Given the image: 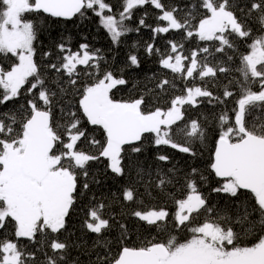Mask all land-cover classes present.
<instances>
[{"label":"snow or ice","instance_id":"snow-or-ice-1","mask_svg":"<svg viewBox=\"0 0 264 264\" xmlns=\"http://www.w3.org/2000/svg\"><path fill=\"white\" fill-rule=\"evenodd\" d=\"M146 6L166 24L142 12L128 26ZM114 11L106 0H0V264H264V0H122ZM92 15L111 59L67 37L44 49L49 23ZM142 28L152 39L116 66L114 50ZM141 50L157 67L143 88L125 76ZM108 179L116 191L101 190ZM146 198L160 202L142 211ZM181 231L189 238L170 234Z\"/></svg>","mask_w":264,"mask_h":264},{"label":"trees","instance_id":"trees-1","mask_svg":"<svg viewBox=\"0 0 264 264\" xmlns=\"http://www.w3.org/2000/svg\"><path fill=\"white\" fill-rule=\"evenodd\" d=\"M110 5L113 6L115 9L114 15L119 14V9L122 6V0H106ZM175 3H185L186 0H174ZM157 10H154L151 6H146L145 8L137 9L135 10V14L133 15V18L131 21L128 22V26L135 27L137 26V21L139 18H141L142 12H147V23L149 25L153 26H163L166 24V22L158 21L155 18V13ZM91 15V14H90ZM163 35V34H161ZM152 32L150 30L141 29L139 34L131 33L123 38V45L119 47L118 55L116 56V66H120L126 62V54L131 50L130 46L133 41H139L141 45H144L145 42L150 41L152 39ZM62 37H67L68 39L72 40V48L76 49L79 44L82 43H88L92 49H102L104 54L108 56L109 59L112 58L113 52H110L109 49L113 48L112 42L109 38V35L107 32L98 24V18L94 15L91 16L90 20H84L83 18H80L76 23H71L68 25H65L63 23H57L52 24L49 23L47 26V29L45 30L43 34V47L45 50L48 48L53 47V44L56 42H59ZM86 37V39H84ZM156 43L158 46H163V40L157 39ZM190 46V45H189ZM140 56L142 59V66L138 70H134L133 73H125V76L128 77L131 80L135 79L139 81L140 87L143 88V86H146L149 84L148 76L152 73L157 72L156 65L150 61L143 59V50L140 52ZM169 71V70H165ZM171 78V76L169 77ZM155 81H152L154 83ZM179 85H182L181 81H177ZM191 83V81H189ZM132 88V84L130 83L124 90L119 92L117 94V98H124L127 99L130 95V92L128 89ZM175 94H180L179 92H176ZM173 95V92H169V96ZM166 107V104L164 105ZM186 107V106H185ZM203 111L207 112L209 111L208 108H203ZM211 148V144L207 145L204 149V156L198 160L196 163L200 166L201 171H206L208 163L210 161L209 156V149ZM85 150H90L87 146L85 147ZM156 151L155 149H152L149 151L148 156L149 159H152L153 152ZM163 151L167 152L168 154L172 155L174 162H178V167L183 168L185 171H187L188 167L190 166V161L186 157H184L182 154L171 150L170 148H164ZM94 169L100 170V177L101 179H104L103 176V165L102 164H96L93 165ZM217 183V180L215 178L211 179V185L215 186ZM119 188L118 185H116L111 179H108L105 181V183L101 186V190L105 193H108L109 191H116ZM202 192L207 193V188H202ZM175 197L177 199L184 198V194L181 191L175 192ZM165 198L163 196L160 197V200H164ZM160 201L154 200V199H145V203L143 205H138V208L142 211L151 210L153 207L157 206ZM222 203V202H221ZM167 207V210L169 211L170 215L175 213L178 209L174 203V200L168 199L167 203L165 205ZM82 219V214L81 217ZM76 219V218H73ZM199 223V222H198ZM75 228H80V224L77 223L74 225ZM171 235H177L178 239L180 241H184L185 239L189 238L190 233L181 231L180 233H170ZM7 235L5 233H0V239H3L4 236ZM11 238V237H9ZM83 239L90 245L92 243V237L91 236H84ZM31 250V248H29Z\"/></svg>","mask_w":264,"mask_h":264}]
</instances>
